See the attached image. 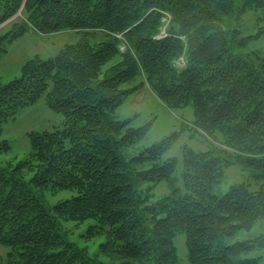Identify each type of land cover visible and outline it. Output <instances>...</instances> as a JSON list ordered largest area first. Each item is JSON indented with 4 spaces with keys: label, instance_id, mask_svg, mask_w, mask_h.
<instances>
[{
    "label": "trees",
    "instance_id": "16d2710c",
    "mask_svg": "<svg viewBox=\"0 0 264 264\" xmlns=\"http://www.w3.org/2000/svg\"><path fill=\"white\" fill-rule=\"evenodd\" d=\"M250 10L264 20V0H0V24L22 15L1 32L0 58L31 29L80 34L0 82V134L41 98L62 115L52 130L26 133L24 159H0L4 264H178L179 233L187 264L256 263L244 254L264 246V233L229 242L264 221V53L246 49L264 28L242 35L229 24ZM146 86L170 110L190 106L193 127L231 150L183 144L181 185L154 200L152 187L177 168L163 155L178 132L141 147L152 121L117 117ZM8 150L0 140V155ZM231 163L259 187L243 180L220 192ZM45 191L72 194L47 204ZM88 220L85 238L104 239L94 254L62 226Z\"/></svg>",
    "mask_w": 264,
    "mask_h": 264
},
{
    "label": "rangeland",
    "instance_id": "374dc122",
    "mask_svg": "<svg viewBox=\"0 0 264 264\" xmlns=\"http://www.w3.org/2000/svg\"><path fill=\"white\" fill-rule=\"evenodd\" d=\"M12 18L18 20L22 18V15L18 12ZM13 20L0 24V35ZM229 24L231 27L237 28L242 35H252L260 28H264V20L257 19V12L251 10L246 11L240 17L229 18ZM79 35L75 30L69 29L47 34H41L31 29L10 44H5L7 51L0 58V82L4 83L19 76L21 66L27 58L35 54L41 58L53 56L63 44L76 41ZM246 49L259 50L264 53V34L251 38ZM133 115L135 116L134 126L152 121L147 135L140 144L141 147L150 145L172 131L178 132L176 140L163 155V158L176 157L177 168L168 181H161L152 187L153 200L181 185V146L183 144L195 150H207L215 147L231 151L221 143L222 136L220 134L215 133L212 137H209L201 130L193 127L194 114L190 106L170 110L162 104L147 86L130 95L117 110L118 118ZM61 120L62 115L50 110L42 98L21 109L13 119H9L2 125L0 140L5 139L8 142L9 150L0 155L1 161L16 162L24 159L29 152V141L26 133L29 131L52 130L60 125ZM247 174V169L237 163H231L225 169V178L219 186L220 192L226 191L230 184L243 180L248 182L252 189L258 188L259 184L254 179L247 178ZM29 175L27 174V177ZM71 194L70 191H62L57 194H50L45 191L43 199L47 204H53L59 199L69 197ZM90 222V220L82 223L66 221L62 223V226L67 230L69 240L80 247H85L90 254H94L97 252L99 243L104 239L103 237L85 238L86 227ZM262 233H264V221L256 223L250 230L240 231L229 242L254 240ZM173 240L177 251L178 264H187L184 235L179 233ZM5 251V247L0 245V264H4ZM244 257L256 258L255 264H264V246L244 254ZM98 258L105 260L103 256H98Z\"/></svg>",
    "mask_w": 264,
    "mask_h": 264
},
{
    "label": "built area",
    "instance_id": "2783aa9c",
    "mask_svg": "<svg viewBox=\"0 0 264 264\" xmlns=\"http://www.w3.org/2000/svg\"><path fill=\"white\" fill-rule=\"evenodd\" d=\"M164 35H165V31H164V29H162V30L156 35V37L159 38V37H162V36H164ZM123 48H124V46L121 45V46H120V49L123 50ZM181 63H182L181 58H179V61H177V65H178V66L181 65Z\"/></svg>",
    "mask_w": 264,
    "mask_h": 264
}]
</instances>
